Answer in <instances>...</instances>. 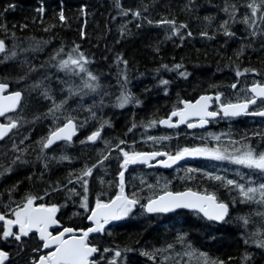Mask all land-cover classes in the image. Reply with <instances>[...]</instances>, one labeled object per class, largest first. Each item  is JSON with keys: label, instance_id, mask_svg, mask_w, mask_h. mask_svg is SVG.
<instances>
[{"label": "snow or ice", "instance_id": "obj_1", "mask_svg": "<svg viewBox=\"0 0 264 264\" xmlns=\"http://www.w3.org/2000/svg\"><path fill=\"white\" fill-rule=\"evenodd\" d=\"M114 7L117 15L140 21L135 25L137 28L144 22L163 28L165 39L178 38L183 42L186 37L193 36L189 23L174 14L158 19L145 15L149 5L143 0L135 8H126L121 0H114ZM194 7V0H187L181 11L191 14ZM215 7L222 15L204 16V26L198 34L208 40L222 34L227 38V44L229 39L237 37L236 26L243 27L244 34L239 39L245 42L234 50L232 56L222 55L223 67L234 71V82L226 86L209 84L208 88L213 91L205 90L192 98H182L177 93L176 101L163 116H154L139 125L133 121L125 136L138 127L178 129L186 125L187 129H197L220 119L242 115L264 120V73L256 67H241L239 63L256 39L260 40L261 50H264V0H222ZM14 8L15 5L9 3L0 11V17ZM86 9L87 5L80 6L81 15H86ZM35 11L37 15L32 22L42 25L45 32L68 24L62 4L53 17L54 22L46 26L43 19L45 5L41 2ZM130 22L120 25L122 36L127 33V23ZM214 22L215 30L210 33L208 29ZM27 27V24L20 25L21 29ZM15 28L13 24L12 29ZM0 33L3 34L0 36V64L15 63L22 70L15 75L5 73L0 76V178L25 167L31 169L25 177L27 185L17 180L0 189V264H137L133 259L137 255L144 258V264H233L234 257L229 255L224 259L202 250L190 232L183 229H177L171 239L163 240L158 247L115 243L111 239L112 222L130 217L137 206L144 214L156 215L171 213L179 216L187 210L203 222L200 227L206 229L205 236L212 241L216 239L213 235L218 230L216 226L230 222V207L237 204L247 206L249 211L235 217L242 229L240 239L245 246L240 264H247L251 257L248 245L264 250V130L245 132L239 135V139L233 138L231 132H207L197 137L199 144L177 145L174 151L162 143L172 137L146 135L145 142L150 141L153 150H137L135 140L130 145L127 139L109 138L104 134L112 127L111 121L103 116L106 97H114L109 103L116 108L141 104V100L127 88L128 60L122 53L116 54L113 61L119 86L118 94H114L101 84L100 75L90 67L92 59L79 43L61 42L43 63L37 65L28 54L43 51L50 40L22 39L3 22H0ZM79 34L83 40L86 35L83 27ZM155 51L158 53L159 48ZM217 65L220 71V61ZM161 69L185 80L191 75L183 62L171 66L162 63L155 71ZM248 74L261 78L251 82L245 79L242 83L240 78ZM158 84L168 95L171 81L161 77ZM222 87L225 90L222 91ZM229 89L234 90V98L226 97L225 92ZM36 124H45L46 128L43 135L33 140L28 133ZM25 125L29 128L25 129ZM85 128L88 130L80 139L78 133ZM254 138H258L255 143ZM76 143L91 148L92 154L85 153L80 167H73L63 178L52 179L51 162L74 159L66 154L65 149ZM99 144L103 147H97ZM58 149L59 155L56 154ZM186 157L227 161L237 166L232 178L200 168H187L186 175L180 177L181 180H194L190 174L199 173L201 180L234 193L230 202L221 199L216 190L207 188L171 190V181L161 183L160 177L155 183H148L141 175L138 185L133 182L136 176L126 179L130 166L171 168ZM113 160L116 164L114 179L105 181L99 173H107ZM90 180L99 181V191ZM105 185L114 188V194H109ZM130 187L131 191L128 190ZM145 191L147 194L143 195ZM69 203L78 210L65 219L62 209ZM135 243L139 245V241Z\"/></svg>", "mask_w": 264, "mask_h": 264}, {"label": "trees", "instance_id": "obj_2", "mask_svg": "<svg viewBox=\"0 0 264 264\" xmlns=\"http://www.w3.org/2000/svg\"><path fill=\"white\" fill-rule=\"evenodd\" d=\"M41 2L46 7L43 18L45 26L54 22L53 17L59 11L61 4L65 15L68 17V24L63 27L58 25L52 32H45L42 25L33 23V17L37 15L35 9ZM194 2L195 7L189 14L181 11L187 0H143L144 4L149 5V11L145 15L150 16V18L158 19L171 13L176 15L179 20H186L189 23L193 36L186 37L183 42L178 38L165 39L163 28L148 25L146 22L137 28L135 25L140 21L133 20L131 16L121 17L117 15L114 0H0V11H3L9 3L15 5L14 9L7 11L0 17V22L7 23L9 29L14 30L16 35L22 39L35 37L51 41L43 51L28 54V58L37 65L43 63L51 51L58 47L61 42L64 44H71L73 41L79 43L86 55L92 59L90 67L100 75L101 84L114 94H118L119 86L117 84L116 65L113 61L116 54L122 53L124 58L128 60L127 88L141 100L144 107L150 105L151 109L156 110V102L151 101V98L158 91L157 79L161 77L169 79L173 77L172 75L178 77L175 73L163 69L156 72L155 69L160 64L171 66L173 63L183 62L184 67L191 73L186 80L192 81L187 85L193 92L213 91L208 88L209 84H225L230 80L226 74L234 73V71L223 67L225 61L222 59V55L232 56L234 50H237L240 44L245 42L239 39L244 34L243 27L239 25L234 29L237 37L229 39L227 44H225L227 38L222 34H217L213 40L200 37L198 33L204 26L202 18L206 15L221 16L222 14L218 13L215 6L221 4L222 0H194ZM121 3L126 8H135L141 3V0H121ZM82 4L87 5L86 15H81L79 11ZM113 16L116 17L115 20L112 19ZM193 17H198V19ZM125 21L131 22L127 23V33L122 36L120 25ZM13 24L16 25L15 29H12ZM23 24H27L28 27L21 29L20 25ZM82 27L86 33L83 40L79 34ZM215 27L216 23L214 22L208 31L213 32ZM2 35L0 33V36ZM222 45L224 46L221 47ZM157 47L159 48L158 53L155 51ZM217 61H220V71L217 70ZM239 63L241 67H259L258 69L264 71V50H261L259 39L253 42L251 48L246 49ZM20 71L22 70L15 63L0 64V76L5 73L15 75ZM147 78H152L154 83L150 86L145 83L141 84L142 80ZM85 99L91 103L89 98ZM110 99H114V97L105 98L106 106L103 109V116L111 121L112 127L107 128L104 134L109 138L120 137L129 141L128 136H132V134L128 133L127 136L124 134L135 118L124 117L125 125L120 113H118L120 115H111L110 113L115 111V107L109 103ZM131 105L129 104V107ZM121 109L119 108L118 111H122ZM133 110L135 111L134 107ZM27 128L29 126L25 125V129ZM45 128V124H36L31 127L28 134L35 140L43 135ZM84 134L85 131H82L79 138L83 139ZM97 147H103V145L99 144ZM65 152L74 159L61 162L52 161L50 164V177L52 179L63 178L73 167L79 168L84 154L91 155L92 149L84 148L76 143L65 149ZM56 154H60L58 150ZM114 162V160L111 161V165ZM29 171L31 169L25 167L5 178H0V189L17 180L23 181L24 185H27L28 181L25 177ZM236 206H240L242 209L236 211ZM232 207L234 209L232 208L230 222L216 226L218 230L213 233L216 237L215 241L206 238V229L200 227L203 222L187 213L173 217L158 216L154 218H147L143 213H133L119 224L111 227L113 232L111 239L121 245L127 243L134 247L148 245L158 247L163 240L171 239L177 229H183L190 232V236L202 250L209 251L213 256L224 259L231 255L235 258L233 264H240L239 258L245 250V246L240 239L242 229L238 227L235 217L249 211V207L240 204ZM77 210L74 205L69 203L67 207L62 209V213L67 219ZM73 219L76 220L75 217ZM76 222L79 223L77 220ZM169 224H171V228H169ZM136 241H139V245L135 243ZM247 250L251 253L247 264H264V250L251 244L247 246ZM133 259L137 261V264H144V258L138 257V255Z\"/></svg>", "mask_w": 264, "mask_h": 264}, {"label": "flooded vegetation", "instance_id": "obj_3", "mask_svg": "<svg viewBox=\"0 0 264 264\" xmlns=\"http://www.w3.org/2000/svg\"><path fill=\"white\" fill-rule=\"evenodd\" d=\"M260 76H256L255 79H260ZM253 80V79H252ZM233 81H227L224 86L232 83ZM251 82V81H249ZM225 90L222 88V91ZM234 90H227L225 92L226 97L232 96L234 98ZM177 99V95H161L159 97V111L161 114H165ZM172 104L170 105V102ZM215 107V106H213ZM264 130V120L259 118H251L250 116H244L239 119H220L218 122H213L208 125L207 128L203 130H191L187 129L186 125L181 128L173 129L171 131L159 129L157 136H170L172 137L168 141H163L169 150H175L177 145L179 146H191L195 144H199L200 140L197 137L205 135L207 132L213 133H228L231 132L233 138L239 139L240 134H244L245 132L251 133L252 131ZM258 138H254L253 142L255 143ZM225 142H227V138L225 137ZM157 147H159L157 145ZM187 168H200L204 170L217 171L219 174H227L229 177H233L234 171L237 168L235 165L229 164L227 161H211L205 159L204 161H192L186 164L180 165L169 171H160L164 178H170L172 181H176L180 176L186 175L185 170ZM179 169V171H177ZM225 170L227 172L225 173ZM241 171H247L246 169H242ZM195 178L200 176L199 173L190 174ZM210 190H216L217 193H221L223 188L214 185L212 182L205 181V184Z\"/></svg>", "mask_w": 264, "mask_h": 264}, {"label": "water", "instance_id": "obj_4", "mask_svg": "<svg viewBox=\"0 0 264 264\" xmlns=\"http://www.w3.org/2000/svg\"><path fill=\"white\" fill-rule=\"evenodd\" d=\"M183 160H189V157H186V158H184ZM180 161H178L177 163H179ZM142 166H144V165H142Z\"/></svg>", "mask_w": 264, "mask_h": 264}, {"label": "bare ground", "instance_id": "obj_5", "mask_svg": "<svg viewBox=\"0 0 264 264\" xmlns=\"http://www.w3.org/2000/svg\"><path fill=\"white\" fill-rule=\"evenodd\" d=\"M162 49V48H161ZM140 95V94H139Z\"/></svg>", "mask_w": 264, "mask_h": 264}]
</instances>
